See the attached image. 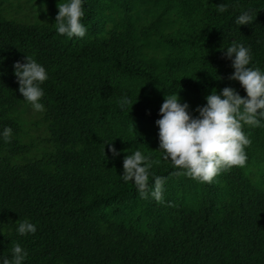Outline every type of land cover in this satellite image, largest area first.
<instances>
[{
  "label": "trees",
  "instance_id": "trees-1",
  "mask_svg": "<svg viewBox=\"0 0 264 264\" xmlns=\"http://www.w3.org/2000/svg\"><path fill=\"white\" fill-rule=\"evenodd\" d=\"M21 2L44 13L20 18ZM67 2L0 0V264L17 244L21 264H264V119L242 126L245 166L211 183L163 158L155 123L173 92L192 117L211 92L246 97L224 53L243 44L264 73V0H82L86 34L71 38L55 22ZM245 12L253 22L237 25ZM25 56L48 76L36 122L14 75ZM137 150L152 164L147 198L121 179ZM25 220L35 233L19 234Z\"/></svg>",
  "mask_w": 264,
  "mask_h": 264
},
{
  "label": "clouds",
  "instance_id": "clouds-1",
  "mask_svg": "<svg viewBox=\"0 0 264 264\" xmlns=\"http://www.w3.org/2000/svg\"><path fill=\"white\" fill-rule=\"evenodd\" d=\"M82 0L57 5L58 14L55 18L56 30L60 35L84 37L86 28L80 19L84 15ZM220 12L227 9L226 4L217 6ZM237 25H247L253 18L247 12L236 19ZM225 56L232 59L234 72L229 77L240 83L246 92L241 97L235 89L225 87L217 94L211 92L205 97L206 104L198 106L195 111L198 116L192 117L188 112V104L179 102L178 95L173 92L165 96L155 123L159 128V150L164 153V159H171L176 168L186 169V175L201 181L211 183L222 169L243 167L247 156L245 147L251 144L250 139L242 131L243 125L259 126L264 119V73L259 68L248 67L251 56L250 50L243 44L232 43L225 51ZM25 63L15 62L14 75L19 83L18 91L22 94L35 111L43 112L44 105L39 101L44 95L39 86L48 79L43 66L31 57L25 56ZM127 99H122L123 108ZM11 128H5L3 137L10 142ZM108 150L115 157L117 150L108 144ZM152 164L149 157L137 150L123 159V174L121 179L128 183L133 181L142 198L148 197L149 169ZM180 173H173L179 175ZM164 177L156 176L150 193L157 202H163ZM20 235L35 233L36 226L27 220L19 224ZM27 253L19 244L12 249L11 264H21ZM3 264H10L5 258Z\"/></svg>",
  "mask_w": 264,
  "mask_h": 264
},
{
  "label": "rangeland",
  "instance_id": "rangeland-1",
  "mask_svg": "<svg viewBox=\"0 0 264 264\" xmlns=\"http://www.w3.org/2000/svg\"><path fill=\"white\" fill-rule=\"evenodd\" d=\"M43 13H44L43 8L38 7L32 3L24 4L23 2H21L20 4V10L17 11V14L20 18H25L27 20H34L36 17H38ZM40 113L41 112L35 111L32 105H29L25 108V117L31 122L38 121V118L40 117Z\"/></svg>",
  "mask_w": 264,
  "mask_h": 264
}]
</instances>
